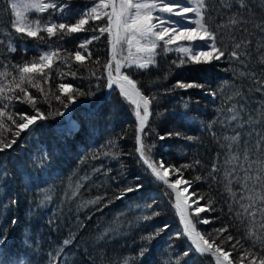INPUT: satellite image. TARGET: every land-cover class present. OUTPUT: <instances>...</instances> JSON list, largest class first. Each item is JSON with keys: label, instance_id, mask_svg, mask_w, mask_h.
Masks as SVG:
<instances>
[{"label": "trees", "instance_id": "1", "mask_svg": "<svg viewBox=\"0 0 264 264\" xmlns=\"http://www.w3.org/2000/svg\"><path fill=\"white\" fill-rule=\"evenodd\" d=\"M243 2L246 7L241 8L239 0H205L206 20L225 46L220 60L179 66L182 53L158 49L154 65L127 71L143 95L155 97L141 134L147 157L180 168L182 179L191 182L189 190L197 199L204 197L198 201L208 210L200 217L211 222L198 223L197 231L210 242L223 241L233 264H239L247 250L257 259L264 257V202L260 200L264 183L253 189L249 181L245 189L239 167L244 162L245 141L256 138L248 133L264 131V91H257L258 81L264 80V28L258 27L264 25V0ZM55 4V9L35 13L42 27L76 24L91 9V0ZM233 19L238 23L232 24ZM13 23L10 2L0 0V85L12 83L13 76L18 79V67L39 63L44 52L56 56L51 69H45L47 78L36 76L47 100L25 85L36 97L44 119L31 105L14 101L7 111L36 115V124L14 137L17 129L5 118L11 131L0 130V139L16 140L0 154V238L5 241L0 253L4 258L10 264H214L210 255L195 251L183 234L173 194L142 163L136 148L134 105L115 85L105 96L108 34L79 48L100 35L98 29L107 19L89 20L74 34L57 27V34L49 38L42 31V40L21 37ZM237 43L244 55L233 59L229 54ZM77 50L86 56L91 53L83 65L74 60ZM178 82L202 87L180 88ZM61 83L72 85L68 94L60 92ZM70 105L72 121L68 123ZM233 106L243 120H230L233 113L228 109ZM248 116L251 121L240 128ZM14 118L22 122L19 116ZM237 132L239 140L225 139ZM169 133V138L159 139ZM176 176L170 168L169 178ZM137 183L143 184L142 190L119 198ZM189 213L195 220L194 212ZM229 235L232 241L227 240Z\"/></svg>", "mask_w": 264, "mask_h": 264}, {"label": "snow or ice", "instance_id": "2", "mask_svg": "<svg viewBox=\"0 0 264 264\" xmlns=\"http://www.w3.org/2000/svg\"><path fill=\"white\" fill-rule=\"evenodd\" d=\"M239 3L241 8L246 7L243 0H239ZM56 7L57 5L55 3H46L44 0H31V2L18 0V2L12 3L11 8L15 12V20L13 23L15 32L20 34L21 37L39 38L42 40L43 37L40 36L42 31L46 32L49 38L57 34V27L61 31L67 30L68 33L74 34L81 32L84 26L89 23V20L107 19L106 25L98 29L100 35L92 36L90 40H86L80 44L79 48L85 49L93 40H98L105 33L108 34L111 47V59L105 65L107 86L109 88H112L114 85L117 86L121 95L135 107V116L139 122L136 138L140 146L137 148V152L142 163L150 170V175L156 181L162 182L170 190L169 194H174L175 209L183 223V234L190 240L195 251L199 254L212 256L214 258V264H233V260L230 259L231 253L225 250L223 241L220 244H217L215 240L210 242L209 238H206L205 235L197 231L198 223L208 224L211 222L208 219H201L200 217V214L208 210V207L207 205L205 207L196 206L193 209L195 220L190 215L189 210L192 209V204L189 203V196L186 194L189 193L191 182L182 179L181 169L166 166L162 160L158 164L151 162L147 157L145 151L146 146L141 143V134L145 132V125L148 123L149 116L151 115L150 105L155 100V97L150 98L149 96L143 95L137 86V81L133 80L127 74V71L133 67L138 70H146L154 65L158 49H161L164 53L173 50L182 53L184 58L180 60L179 66L186 64H207L213 60L218 61L225 57L226 52L223 40L218 41L216 28L210 26L206 20L205 0H98V3H95L89 10L86 18L80 19L76 24L65 25L64 23H60L58 26L56 24H47L42 27L39 20L32 21L29 19V10L43 14L48 9H55ZM226 7L230 8L231 5H227ZM190 13L194 15L195 19L189 17L188 14ZM231 23L236 24L238 21L233 19ZM258 27L264 28V25H258ZM181 42H188L189 46H181ZM173 46L176 47L174 48ZM197 46L201 50L194 51V48ZM241 47L242 45L240 43L235 44L234 50L229 54L230 57L240 59L244 55L243 52L239 51ZM244 47H247V45H244ZM11 50L15 51V48ZM124 51H127V56L123 55ZM54 56H56V53L44 52L39 56V63L27 62L23 66L18 67V79L16 76H13L12 83L0 85V130L11 131L5 124V118L11 121L12 125L17 129L14 137H19L23 131L30 130V126L36 124L38 119L36 115L7 111L10 106H13L14 101L31 105L39 114V119H44L43 114L40 113V109L36 107V97L29 93L25 85H30L37 92L43 93L45 100H47V93L44 92V89L38 80H36V76L40 75L41 78H47L45 69H51ZM90 57L91 53H88L86 56L80 50L74 53V60L81 65H83L86 59H90ZM252 75L255 76L254 73ZM258 83H260L261 87L257 88V91H264V80H259ZM177 87L192 88L202 86L195 83L186 84L178 82ZM71 88V84L61 83L59 85V90L63 94H68ZM17 92L22 95H18ZM212 94L215 95L214 93ZM55 99L60 101L61 97L56 95ZM72 99L73 97L68 95V100L71 101ZM228 99L232 98L229 97ZM61 102L63 103V101ZM64 106L67 108L68 105L65 104ZM243 109L244 105L242 103L240 110L243 111ZM228 111L233 113L230 117L231 121L244 119L240 116V112L236 110L235 106L228 109ZM14 116H19L22 122L17 123ZM251 119L252 117L248 116L247 120L240 123V128H244ZM171 135V133L167 136L162 135L159 139L164 140ZM248 136L250 138L255 136L256 138L254 141L252 139L245 141L243 153L244 162L239 167L244 172V184L242 187L247 189L248 182L251 181L254 189L264 183V131L256 132L253 130L248 133ZM189 139L192 138L189 137ZM225 139L237 141L240 139V133L237 132L235 136L225 137ZM15 143V138L8 142L0 139V154L5 150L11 149ZM184 167L188 166L186 165ZM170 168L180 178L170 180ZM215 171H217V166L213 165V172ZM234 172L235 169L229 175H233ZM196 179L199 180L200 177H196ZM182 184L184 187H181ZM142 188L143 184L137 183L134 189L128 188L125 192L121 193L119 198L122 199L128 193L140 191ZM203 198V196H200L198 199ZM247 198L253 204L255 203L253 196ZM260 200L264 202V195L260 196ZM88 203H96V201H89ZM193 203L198 205V200L193 201ZM209 204H211V201H209ZM251 206V204L244 206L245 211H248ZM165 228H167V225H165ZM219 231L222 232L224 229ZM257 239L260 238L257 237ZM227 240L232 241L233 237L229 235ZM4 242L0 238V246H3ZM64 243L67 245L69 242L65 241ZM233 250H235V244L233 245ZM146 251H141V257L145 255ZM184 255L187 256L188 252H185ZM4 256V253H0V264H10V260L5 259ZM249 257V264H264V257L257 259L256 254L252 253L251 250H247L241 255L239 264H244L245 258Z\"/></svg>", "mask_w": 264, "mask_h": 264}, {"label": "rangeland", "instance_id": "3", "mask_svg": "<svg viewBox=\"0 0 264 264\" xmlns=\"http://www.w3.org/2000/svg\"><path fill=\"white\" fill-rule=\"evenodd\" d=\"M9 2H10V4H12V3H15V2H18V0H8ZM60 2V0H44V2H46V3H55V2ZM25 2H31V0H25ZM95 3H98V0H91V4L89 5V7L90 8H92L93 6H94V4ZM90 8H88V9H90ZM35 13H37V12H35V11H32V10H29V12H28V16H29V19L30 20H32V21H35L36 20V18H35ZM161 15H164V14H161ZM189 15V17H191L192 19H195V17H194V15L193 14H188ZM85 17L84 18H86V16H87V12H85V15H84ZM13 18H14V20H15V12H14V10H13ZM181 46H185V47H187V46H189L188 45V42H181ZM174 48L176 47V46H173ZM199 50H201L198 46L197 47H195L194 48V51H199ZM123 55L124 56H127V51H124V53H123ZM119 58V57H118ZM115 75V74H114ZM117 87V86H116ZM107 88H108V86H107ZM118 88V87H117ZM112 89V88H111ZM111 89H110V91H111ZM119 89V88H118ZM106 91H107V89H106ZM105 91V96H107L109 93H110V91L109 92H106ZM69 111H71V105H70V107H69ZM68 111V112H69ZM134 113H135V107H134ZM74 124H77L76 122L74 123ZM78 125V124H77ZM136 137H137V135H136ZM136 148H137V138H136ZM177 178H178V176H176ZM177 178H175V179H177ZM174 179V180H175ZM171 180V179H170ZM181 187H184V185L182 184L181 185ZM186 195H188L189 196V203L190 204H192V209H190L189 210V212H194L193 211V209L196 207V206H200V207H205V205H203V204H199V203H201L200 201H198V205L197 204H194L193 203V201H197L198 199L195 197V195H194V193L191 191V190H189V193L188 194H186ZM173 198H174V194H173ZM174 204H175V198H174ZM182 228H183V226H182ZM212 257V256H211ZM213 258V257H212ZM213 261H214V258H213Z\"/></svg>", "mask_w": 264, "mask_h": 264}, {"label": "water", "instance_id": "4", "mask_svg": "<svg viewBox=\"0 0 264 264\" xmlns=\"http://www.w3.org/2000/svg\"><path fill=\"white\" fill-rule=\"evenodd\" d=\"M111 59V47H110V44H109V47H108V59H107V63L108 61ZM111 88H107V91L106 92H109ZM135 120H136V126L137 128L139 127V122L135 116ZM72 121V116H71V111H69V114H68V117H67V122H70ZM140 145L138 144L137 142V148L139 147ZM182 226H183V223H182Z\"/></svg>", "mask_w": 264, "mask_h": 264}, {"label": "bare ground", "instance_id": "5", "mask_svg": "<svg viewBox=\"0 0 264 264\" xmlns=\"http://www.w3.org/2000/svg\"><path fill=\"white\" fill-rule=\"evenodd\" d=\"M71 122V121H70ZM69 123V122H68ZM142 142V141H141Z\"/></svg>", "mask_w": 264, "mask_h": 264}]
</instances>
